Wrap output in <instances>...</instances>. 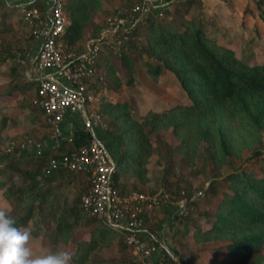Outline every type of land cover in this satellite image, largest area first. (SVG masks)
I'll list each match as a JSON object with an SVG mask.
<instances>
[{
    "label": "trees",
    "instance_id": "1",
    "mask_svg": "<svg viewBox=\"0 0 264 264\" xmlns=\"http://www.w3.org/2000/svg\"><path fill=\"white\" fill-rule=\"evenodd\" d=\"M194 1L179 0L175 3L178 15L175 26L153 13L126 34L129 47L145 58L152 76L156 79L162 70L174 73L190 100L174 103L161 111L147 110L138 117L133 115L124 98L101 102L97 112L105 123V134L120 151L114 169V184L120 188L118 177L123 174L134 176L140 183L148 180L147 164L153 153V144L147 127L150 131L172 127L180 140L179 149L188 161L206 142L214 167L225 170L211 178L201 196L186 202V214L179 217L182 225L172 233L173 247H186L189 236L196 242L221 240L224 243L214 250L233 257L226 264L242 261L244 264H264V165L256 164L261 153L256 146L262 142L264 133V61L251 63L250 46L247 49L245 46L239 55L230 45L208 32L207 20L188 16ZM103 3L104 0H65L69 22L60 38L64 48L74 49L84 36L93 11L102 8ZM159 9L169 12L162 8L157 12ZM257 15L264 22V6L258 8ZM138 29L144 30L145 40L139 37ZM100 30L101 26L92 37L98 36ZM123 56L131 62L127 55ZM2 127L3 120L0 119V129ZM92 138L90 131L79 127L71 138H61L59 147L49 145L40 155L17 147L12 149L19 150L14 154L6 152L0 174L11 169L30 179L29 184H25L26 188L17 187V194L12 190L5 192L9 200L21 204L22 210L16 217L17 227H27L37 210L54 224L56 235L67 241L75 222L85 215L79 205L80 196L69 202L61 188L69 170L56 167L45 173L44 167L50 156L76 151ZM253 148H256L255 152L246 157ZM235 158L240 163L235 164ZM249 159L253 162L250 163ZM32 165L34 169L29 168ZM8 180H0V186L10 190ZM206 198L214 205L199 209V202ZM162 206L173 207L166 199ZM193 212L196 216H192ZM96 220L95 217L90 218L89 237L77 241L76 248L70 252V261L89 264L91 259L97 263L112 259L113 256L106 257L100 253L92 255L111 246L115 238L122 240L123 236L110 225L97 224ZM155 225L158 227L159 224ZM149 232L156 235L154 230ZM145 233L144 230L138 231L140 239L147 244H156L161 252L153 258L164 264H178L151 235L149 242H145ZM177 254L182 257L183 252L180 250ZM193 254L195 257L199 255ZM138 263L132 259L124 260L122 264Z\"/></svg>",
    "mask_w": 264,
    "mask_h": 264
},
{
    "label": "rangeland",
    "instance_id": "2",
    "mask_svg": "<svg viewBox=\"0 0 264 264\" xmlns=\"http://www.w3.org/2000/svg\"><path fill=\"white\" fill-rule=\"evenodd\" d=\"M144 1L104 0L102 8L93 11L91 21L85 28V33H89V36L92 37L98 32L99 26H101L98 36L103 37L106 35L107 40L110 41L109 43H102L98 64V71L103 75L102 81L96 80L98 85L95 87V90L99 91L100 94L97 100L99 108L101 102L105 99L116 101L126 99L131 112L136 117L147 110L161 111L174 103H186L190 100L174 73L162 70L155 79L147 69L145 58L137 55L135 50L129 47L128 36H126L132 29L136 28L141 20L151 16L153 13L157 15V18H165L166 22L175 26L177 23L175 18L178 15L174 5L179 0H157L154 2L151 0V4L147 6L148 10L138 14L137 18L139 21L131 29H128L125 34V29L116 27L113 23L119 15L126 17L127 22H130L132 8ZM194 2V7L189 10L188 16H197L207 20L209 23L208 32L218 38L220 42L230 45L239 55L242 54L245 48L247 49L250 46L249 51L251 50L250 52L253 55L250 60L251 63L264 61V22L257 15L258 8L264 6V0H195ZM158 8L169 10V12H162L160 15L159 11L157 12ZM137 31L141 40H145L144 30L138 29ZM7 35L10 37L13 34ZM84 38L83 36L81 39ZM124 54L128 56L131 62L127 61V58L123 56ZM89 104L90 101L87 102L88 109L90 108ZM148 128L147 130L153 144V153L149 156L147 164L148 180L142 186H135L134 188L150 195L158 194L160 198L158 208L161 207L164 201V195H167V201L171 202V205L176 208L174 212L176 217L171 229L174 232L176 228L182 225V218L179 217L186 214V202L201 196L205 192L211 178L218 172L225 170V168L219 170L214 167L206 150V142L200 145L197 154L191 161H188L187 157H184L179 149L180 140L173 133L172 127H160L157 131H150ZM11 141L6 138H0V167L3 166V162L7 157L6 152ZM256 148L261 152L257 157L259 163L256 164L264 165V133L262 142ZM256 148L248 151L246 154L249 155H246V157L254 153ZM18 151L14 149L9 152L14 154ZM249 160L251 161L252 159ZM234 161L236 162L235 164L240 163L237 158ZM20 164L22 165L23 163L21 162ZM254 164L252 165L255 166ZM32 166H29V168L34 169V165ZM69 173L79 172L69 170ZM114 173L112 174L113 184L115 182ZM6 179H9L7 187H10V190L5 189V186H0V205H6L10 210V214L16 218L22 210L20 208L21 204L19 201L9 200L5 192H11L12 190L17 194V187L24 186L26 188L25 184L28 185L30 179L22 172H15L11 169H7V171L0 174V180ZM67 189L70 201L84 192L73 185L67 186ZM210 202L209 198H206V200L199 202L198 208L203 209L207 205H214V203ZM158 208L154 210L153 216L145 222V226L152 219L155 224H160ZM192 216H196L194 212ZM95 222L99 225L102 224L99 219ZM73 227L72 235L67 237V241H63L56 235L54 224L42 214H38L36 210V215L33 216L28 226L22 228L28 229L32 234L29 246L32 247L34 254L43 255L49 251L61 249L71 252L76 248V239L88 237L90 234L88 226L83 228L79 224H74ZM187 239L188 245L179 247V250L183 252L182 257L187 255L192 259L194 258L193 253L199 251V254H205L204 262L207 264H226L233 259L229 253L214 250L224 243L221 240L196 242L190 236ZM114 240L111 246L95 251L92 255L100 253L106 257L113 256L112 259L103 263H97L91 259L89 264H122L124 260H136L131 247L125 242L124 237L122 240L119 237ZM262 251L264 253V245ZM70 264L78 263L70 261ZM235 264H244V262Z\"/></svg>",
    "mask_w": 264,
    "mask_h": 264
},
{
    "label": "built area",
    "instance_id": "3",
    "mask_svg": "<svg viewBox=\"0 0 264 264\" xmlns=\"http://www.w3.org/2000/svg\"><path fill=\"white\" fill-rule=\"evenodd\" d=\"M148 4H151V0H145L133 7L130 22H127L126 17L119 15L113 23L116 27L125 29V34L139 21L138 14L148 10ZM21 14L40 43L36 57L39 80L34 102L42 108L45 121L52 127L53 141L50 146L57 148L62 138L60 123L68 110L82 111L85 114L82 127L91 133L95 124L103 123L99 112L88 110L87 102L95 98L89 90L88 82L94 79L103 80V75L98 71V60L102 43L110 41L106 35L94 37L81 57L64 48L60 38L69 22L65 0H52L48 17L35 5L22 7ZM159 14H162V10H159ZM49 69L53 70L61 81L46 76L45 72ZM16 146L12 141L7 151ZM46 147V144L34 141L19 144L21 150H31L37 155ZM115 166L105 145L93 135L90 142L82 144L76 151L50 156L44 172L64 167L70 171L87 174L90 184L80 195L83 213L117 230L131 247L140 264H163L161 260L153 258V254L159 250L158 246L154 243H144L138 234V231L145 227L146 220L150 219L158 208L160 198L158 194L150 195L136 189L122 192L112 183ZM166 197L167 195H164V200L168 199Z\"/></svg>",
    "mask_w": 264,
    "mask_h": 264
},
{
    "label": "crops",
    "instance_id": "4",
    "mask_svg": "<svg viewBox=\"0 0 264 264\" xmlns=\"http://www.w3.org/2000/svg\"><path fill=\"white\" fill-rule=\"evenodd\" d=\"M35 5L45 16L50 15L52 0H1L0 1V119L3 120V127L0 129V138L12 140L19 148V144L27 141L44 143L49 147L52 144V127L45 121L42 108L34 102L36 96L39 73L36 68V57L39 50V40L31 32L30 25L22 18L21 9L24 6ZM7 28V29H6ZM7 34H13L9 37ZM84 39L79 40L72 50L77 57L85 54L90 41L94 38L89 36L87 32ZM62 42V40H61ZM99 64V60H98ZM99 66V65H98ZM45 75L60 80L55 72L51 69L45 72ZM94 79L88 82L89 90L94 94L95 98L90 102V112H95L98 108L99 91L95 90L98 85ZM112 100V99H110ZM115 101V100H114ZM85 114L82 111L68 110L60 123L61 137L71 138L75 129L82 127ZM105 123L94 125L92 129L93 135L105 145L113 163L116 165L119 160V148L117 144L109 139L104 131ZM11 141V142H12ZM46 147V148H47ZM59 180V178H57ZM56 180V181H57ZM122 192L130 188L140 187L144 183H140L134 176L123 174L118 177ZM90 184V178L87 174L67 173L64 179V185L61 187L65 191L67 201V186L73 185L80 191H86ZM46 185V184H45ZM44 185V186H45ZM80 205V204H79ZM175 206H162L157 209L159 222L158 227L155 221L150 220L142 229L146 233L143 239L149 242L151 233L154 230L156 235L153 236L159 241L160 245L177 260L178 264H207L205 263V254H199L197 257L189 258L180 257L177 254L179 248L173 247L171 230L174 222ZM97 219V218H96ZM89 216L84 215L75 225L80 227L88 226L91 228ZM89 237V236H88ZM88 237H83L84 239ZM76 239V243L78 240ZM194 252V251H193ZM160 250L154 253L156 258L160 255Z\"/></svg>",
    "mask_w": 264,
    "mask_h": 264
},
{
    "label": "clouds",
    "instance_id": "5",
    "mask_svg": "<svg viewBox=\"0 0 264 264\" xmlns=\"http://www.w3.org/2000/svg\"><path fill=\"white\" fill-rule=\"evenodd\" d=\"M31 232L16 226V218L0 205V264H70L72 254L64 249L34 254Z\"/></svg>",
    "mask_w": 264,
    "mask_h": 264
}]
</instances>
